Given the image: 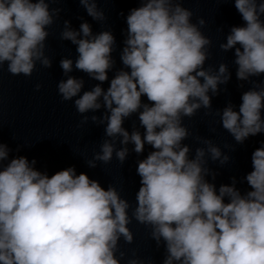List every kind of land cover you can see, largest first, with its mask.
Returning a JSON list of instances; mask_svg holds the SVG:
<instances>
[{
  "label": "clouds",
  "instance_id": "obj_1",
  "mask_svg": "<svg viewBox=\"0 0 264 264\" xmlns=\"http://www.w3.org/2000/svg\"><path fill=\"white\" fill-rule=\"evenodd\" d=\"M62 2L0 0V72L6 65L12 76L31 77L37 64L52 67L47 40L62 11L52 5ZM78 2L94 21H106L101 0ZM137 3L125 18L122 67L111 79L117 47L112 31L94 33L82 18L74 29L64 20L59 39L70 41L77 56L61 58L65 79L57 83L62 102H72L81 118L78 127H104L99 150L85 160L89 168L107 165L114 156L123 165L129 145L138 156L151 149L137 161L135 204L115 185L104 188L75 166L42 172L35 159L10 156L12 149L0 141V264H122L120 242L133 244V221L163 247L162 264H264V141L239 181L247 185L243 192L236 177L218 188L214 183L218 173L209 162L222 167L231 157L212 139L196 136L194 149L184 143L193 137L185 118L201 110L211 114L212 98L231 80L229 66L207 64L213 47L203 32L207 22H193L185 0ZM216 3H233L243 22L230 27L219 49L233 52L239 86H251L242 92L238 110L228 102L214 113L235 143L243 144L264 134V0ZM74 69L98 83L84 90L85 80L71 75ZM101 109L99 116L87 115ZM134 115L139 127L134 122L129 131L124 124ZM126 264L153 261L133 250Z\"/></svg>",
  "mask_w": 264,
  "mask_h": 264
},
{
  "label": "water",
  "instance_id": "obj_2",
  "mask_svg": "<svg viewBox=\"0 0 264 264\" xmlns=\"http://www.w3.org/2000/svg\"><path fill=\"white\" fill-rule=\"evenodd\" d=\"M137 6V0H101L98 7L106 16V21L101 24L87 15L78 0H63L62 3L53 4L52 7L61 8L62 11L56 23L49 29L52 35L47 40V54L52 57V67L45 69L37 64V69L31 77L12 76L7 72L6 65L0 72V127H2L0 141L12 149L10 156L23 155L29 161L35 159L37 161L35 167L49 175L69 166H75L77 173H87L90 178L98 180L104 188L110 184L115 185L121 191V196L133 205L140 187V178L136 173L137 161L144 158L151 149L146 146L143 155L138 156L131 151L133 146L129 145L130 153L123 165H120L114 156L107 165L98 162L96 168H89L85 160L91 159L93 152L99 150V143L104 139V127L91 122L78 127L81 118L72 102H62L57 93V83L65 79L59 66L61 58L68 57L75 60L77 56L76 47L70 41L59 39L64 20L70 21L74 29H79L82 18L92 25L94 33L102 30L112 31L117 47L113 52L116 66L109 72L111 79L115 70L122 67L119 53L126 34L125 18L129 10ZM183 6L194 12L193 22L197 17H202L207 22L203 32L213 41L212 55L207 64L215 66L220 62L226 63L232 74L228 84L220 86L222 89L220 94L212 98L211 114L205 115L204 110H201L195 117L185 118L184 122L192 131L193 137L184 143L194 149L199 146L195 144L196 136L212 139L231 157L229 163L222 167L218 162H209V167L218 173L214 183L218 188L221 184H231V178L236 177L237 187L243 192L247 190V185L239 181L251 170V154L261 146L264 134L250 137L243 144H236L231 135L220 126L219 117L214 114L216 109H223L228 102L235 105L238 110L242 92L251 86L246 82L243 88L239 86L242 82L236 79L233 52H222L219 49V43L225 42L230 27L241 25L243 22L233 3H216V0H185ZM220 28H223L222 32L218 31ZM71 75L85 80L84 90H90L98 83L75 69ZM37 84L42 85L39 91L36 90ZM102 86L107 89L108 82ZM144 100L146 102V98ZM102 112L103 109L96 113L89 112L87 115L99 116ZM134 122L139 127L135 115L125 121L124 127L131 131ZM140 131L143 132V129L141 128ZM225 144L232 145L234 150L224 148ZM18 147L19 152L16 151ZM129 227L135 239L131 245H126L121 240V249L126 253L122 264H126V260L131 258L133 250L141 258L151 259L153 264H162L164 249L163 247L158 249L155 242L150 240L149 230L135 221Z\"/></svg>",
  "mask_w": 264,
  "mask_h": 264
}]
</instances>
